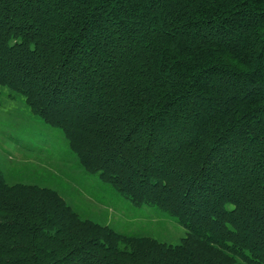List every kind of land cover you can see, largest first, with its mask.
<instances>
[{"label": "trees", "instance_id": "1", "mask_svg": "<svg viewBox=\"0 0 264 264\" xmlns=\"http://www.w3.org/2000/svg\"><path fill=\"white\" fill-rule=\"evenodd\" d=\"M5 88L95 198L186 235L120 231L0 167V264H264V0H0Z\"/></svg>", "mask_w": 264, "mask_h": 264}, {"label": "rangeland", "instance_id": "2", "mask_svg": "<svg viewBox=\"0 0 264 264\" xmlns=\"http://www.w3.org/2000/svg\"><path fill=\"white\" fill-rule=\"evenodd\" d=\"M2 91L0 167L8 182L57 188L83 217L108 223L120 231L149 233L173 244L186 235V229L174 218L154 208L137 210L109 187V203L95 198L88 190L100 194L104 191L102 182L80 168L63 132L34 114L23 96L7 88Z\"/></svg>", "mask_w": 264, "mask_h": 264}]
</instances>
